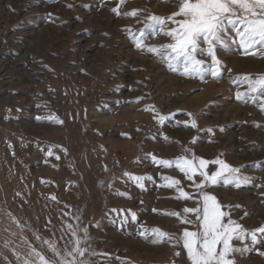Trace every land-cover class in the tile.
<instances>
[{
	"label": "rangeland",
	"instance_id": "1",
	"mask_svg": "<svg viewBox=\"0 0 264 264\" xmlns=\"http://www.w3.org/2000/svg\"><path fill=\"white\" fill-rule=\"evenodd\" d=\"M119 2L0 0V264H39L33 250L60 264L72 259L67 252L77 237L85 249L77 260L87 264H191L182 241H175L185 227L196 226L163 213L196 205L161 185L162 176L175 177L192 193L193 182L174 166L154 165L149 154L167 160L220 156L240 168L251 183L206 190L222 205H240L230 211L244 228L264 225V112L260 100L238 101L236 91L247 86L231 83L238 75L264 73V56L244 55L229 38L217 48L222 78L181 75L182 66L172 71L157 54L137 49L127 31L138 33L149 14L178 11L180 0H125L121 13L146 10L136 17L114 14ZM173 26L169 22L165 31ZM144 32L145 45L171 42L162 32ZM198 58L210 62L206 54ZM159 115L167 119L160 123L153 118ZM191 119L196 128L180 123ZM215 168L209 165L210 172ZM126 172L152 179L141 190ZM153 227L173 241L140 236ZM244 243L249 250L234 254L236 264H264L251 241Z\"/></svg>",
	"mask_w": 264,
	"mask_h": 264
},
{
	"label": "snow or ice",
	"instance_id": "2",
	"mask_svg": "<svg viewBox=\"0 0 264 264\" xmlns=\"http://www.w3.org/2000/svg\"><path fill=\"white\" fill-rule=\"evenodd\" d=\"M125 0H120L116 7L111 11L120 16L136 17L145 12V9H132L130 12L121 13V5ZM69 8L71 4L67 5ZM51 15V14H49ZM141 23V21H137ZM174 25L165 31L168 23ZM144 27L138 33H133L131 29H127L130 38L134 42L137 49H145L149 53L157 54L165 61L166 66L172 71H180L177 65L182 66L181 75L188 77H198L202 82L205 75L208 74L214 79L222 78V61L217 56V48L224 49L228 39L237 41L242 48L244 55H261L264 56V0H180L178 11L172 12L168 16H158L149 14L143 21ZM150 28L152 34L156 35L162 32L171 38V42L159 46L145 45L143 40L146 39L144 29ZM104 35H107L105 33ZM202 45H206L203 47ZM207 55L210 62H206L198 58L199 55ZM231 73V69L228 70ZM138 83H140L138 81ZM231 83L246 85V90L236 91L235 98L238 101L247 102L249 98L255 104L257 100L261 101L260 111L264 112V73L253 77L251 74H243L235 76L231 79ZM118 90V89H117ZM143 97H136V101ZM145 110L155 112L154 106H146ZM192 116L191 113H186ZM174 116L175 113H170ZM155 120L163 123L167 117L164 115L154 116ZM62 123V121H59ZM185 127L196 128L197 121H181ZM210 134H214L212 128L206 129ZM219 131L223 132L224 128L220 127ZM122 135H127L122 133ZM168 140V137H164ZM195 142V138L192 141ZM211 142V141H210ZM184 151L191 152V149L185 148ZM49 157L55 155L50 147L47 150ZM222 156V154H221ZM151 162L160 167H175L187 180L192 181L193 192L186 191L180 181L175 177L167 175L162 176L165 181L162 187L174 189L177 200L189 201L195 203V207L185 206L180 212H165L164 215H171L180 218L181 223L185 225H195L196 230H189L187 227L183 229L182 235L175 242L179 244L182 241V248L186 250L187 258L191 264H236L234 254L249 250V245L244 243L251 241V246L255 247L258 255L264 256V251L258 246L264 245V225L254 229H246L242 224L232 218L230 209L232 207L239 208L240 205H222L217 197L206 189L209 186H234L240 188L251 183V178L242 176L240 168L234 167L227 163L224 159L217 156L212 160L202 157H196L192 154L191 158L182 155L174 160L158 158L149 154ZM56 156V159H59ZM259 163V162H258ZM209 165L216 166L214 171H209ZM129 180L141 189H145L144 181L151 180V176L135 175L132 173H124ZM200 177L199 182H195L194 177ZM123 195V194H122ZM264 195V194H262ZM53 200L56 198L53 196ZM142 203V201H141ZM228 209V210H225ZM114 213H123V209H112ZM153 212H157L153 209ZM131 220L137 221V213L128 210ZM247 215V213H246ZM191 217H194L191 218ZM128 215H124L122 223L127 222ZM98 226V225H97ZM71 227V226H69ZM146 233L151 234L152 242H162L164 239L173 241L172 234L164 232L158 227L151 229L144 228L140 232V236L148 238ZM75 236V231H73ZM87 231L85 230V242ZM239 241L242 247H236L233 243ZM81 240L79 237L75 240V247L71 252H67L71 256V260H62L60 264H87V261L77 257H83L85 249L80 247ZM50 247H53L50 245ZM53 251L55 248L53 247ZM39 264H49L40 253H33ZM179 256L180 252H176ZM24 264H29L25 260Z\"/></svg>",
	"mask_w": 264,
	"mask_h": 264
}]
</instances>
